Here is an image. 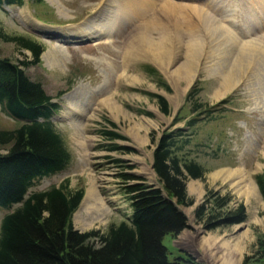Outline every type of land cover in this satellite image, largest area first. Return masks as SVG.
<instances>
[{"label": "rangeland", "instance_id": "374dc122", "mask_svg": "<svg viewBox=\"0 0 264 264\" xmlns=\"http://www.w3.org/2000/svg\"><path fill=\"white\" fill-rule=\"evenodd\" d=\"M175 1L23 0L21 6H0V57L18 64L31 60L27 49L5 39L9 36L41 46L39 63L19 65L57 103L49 120L70 154L63 170L35 179L28 192L66 179L69 190L83 189L74 212L80 211L76 225L73 215L70 218L74 229L103 232L129 215L123 174L156 185L151 169L155 141L164 130L182 128L188 143L180 154L197 161L205 171L203 179H196L202 191H196L198 185L192 191L189 185L195 181L186 180L192 204L177 205L186 225L175 235L166 233L161 238L166 258L188 255L197 264H242L247 258L245 264H254L252 260L264 257V200L253 179L256 174L264 176V70L255 69L258 64L252 59L250 66L241 65L246 72L242 69L243 74L236 75L239 79L232 88L215 92L223 87L230 65L236 73V54L259 39L264 42V0ZM171 3L197 6L212 20L205 15L199 18L187 6L173 13ZM89 20L93 22L87 24ZM93 24L105 34L89 37ZM228 34L237 43L231 44ZM206 52L193 78L188 83L179 81L177 69L189 63L188 58L196 55L195 63ZM188 91L193 94L185 100ZM150 93L165 98L168 114L159 110L156 96ZM193 101L200 107L192 113ZM70 107L82 110L81 115ZM206 108L211 112L203 117L201 110ZM190 118L197 121L186 129ZM17 124L0 108V130ZM105 131L123 139H110ZM113 144L123 148L112 150ZM4 151L0 148V153ZM249 178L255 186L251 190L243 187ZM90 185L98 204L95 213L83 207ZM244 189L247 194L242 193ZM206 190L228 198L221 212L243 203L245 220L205 229L195 218L194 208L202 203ZM210 207L207 202L205 208ZM9 210L0 207V218Z\"/></svg>", "mask_w": 264, "mask_h": 264}, {"label": "trees", "instance_id": "16d2710c", "mask_svg": "<svg viewBox=\"0 0 264 264\" xmlns=\"http://www.w3.org/2000/svg\"><path fill=\"white\" fill-rule=\"evenodd\" d=\"M2 4L21 6L23 0H0ZM5 39L31 53V60L19 64L39 63L41 46L18 36ZM19 64L0 57V108L18 123L11 129L0 130V148L5 150L0 153V207L9 210L17 204L0 218V264H197L188 255L168 260L161 243L164 234L175 235L186 225V218L177 207L192 204L186 194V180L203 179V167L180 154L188 143L186 131L164 130L155 141L151 169L156 185L138 176L123 174V191L128 196L130 209L127 219L109 224L103 232L78 231L70 218L82 198L81 187L69 190L64 179L58 185L28 192L35 179L63 170L70 154L49 120L58 108L57 103ZM151 69L158 75L153 68H149L150 72ZM192 94L188 91L185 100ZM150 95L156 96L159 110L168 114L165 98ZM199 107L193 101L190 111L196 112ZM201 112L206 117L211 111L206 108ZM200 114L198 111L197 115ZM196 121L197 118H190L186 129ZM103 133L110 139H123L112 131ZM122 148L110 146L112 150ZM253 179L264 200V176L256 174ZM227 201V197L206 190L202 203L194 208V216L202 221L205 229L244 221L245 209L241 202L232 210L221 212ZM207 202L211 203L208 209ZM252 261L264 264V257ZM246 262L247 258L242 264Z\"/></svg>", "mask_w": 264, "mask_h": 264}, {"label": "bare ground", "instance_id": "6f19581e", "mask_svg": "<svg viewBox=\"0 0 264 264\" xmlns=\"http://www.w3.org/2000/svg\"><path fill=\"white\" fill-rule=\"evenodd\" d=\"M146 1V0H145ZM148 1H150V0H148ZM175 1V0H174ZM175 2H177V1H175ZM216 2V1H215ZM167 5H168V3H167ZM188 5H190V4H187V5H184V6H182V5H178V4H174V3H171V5L169 4V6H170V8H171V10L173 11V13H174V11H175V13H177V11H179V9H181V8H183V7H185V6H187V7H189V8H191L192 10H193V8H194V11L197 13V15L199 16V18H204V15H205V18H207V16H208V18H210V16L209 15H207V14H204V13H202V11L201 10H199V9H197L198 7L196 6H188ZM211 6H215V5H211ZM102 7H103V4H102ZM101 7V8H102ZM100 13L102 12V11H99ZM98 12V13H99ZM97 14V13H96ZM95 14V15H96ZM94 15V16H95ZM130 15V14H129ZM140 19V18H139ZM193 19H195L194 17H193ZM211 19V18H210ZM22 20L23 21H25V22H28V19L27 18H25V17H22ZM92 20H95V18L94 19H92ZM92 20H89L88 21V23L87 24H89L90 22H93ZM151 20V19H150ZM197 20L199 21L200 19H198V17H197ZM212 20V19H211ZM200 21H202V20H200ZM95 22V21H94ZM213 22V21H212ZM215 22V21H214ZM96 23H98V22H96ZM147 23V22H146ZM153 24V23H152ZM93 30H91V33L89 32L87 35H89V37H94V36H96V35H98L99 33H104L103 32V30H99L98 29V27L95 25V24H93ZM149 26H150V23H149ZM152 26V25H151ZM149 28V27H148ZM217 28H219V27H217ZM83 29V28H82ZM225 31V30H224ZM85 32V31H84ZM85 33H87V32H85ZM96 34V35H95ZM105 34V33H104ZM91 35V36H90ZM228 36H229V39H230V42H231V44H234V43H237V40L235 41L234 39H233V37L231 38V35L230 34H228ZM99 37V36H98ZM157 37V36H156ZM161 38H163L162 37V35H161ZM161 38H160V40H161ZM262 38V37H261ZM146 39V38H145ZM231 39H232V41H231ZM142 40H144L143 38H142ZM151 40V39H150ZM159 40V41H160ZM229 42V40H228V43H230ZM258 43H250V46H248L247 45V47H246V51L245 50H243L242 49V51L238 54H236V60H237V62H236V67L237 68H235V70H236V73H233V71H234V68H233V66L232 65H230L229 66V68L226 70V73L225 72H223V73H225L224 75H225V78H224V80H223V82H222V85H223V87H221V88H219L218 89V91H214L216 94H221V90H224V92L225 91H227V90H229L230 88H232V86L236 83L235 81L237 80L238 81V79H237V77H239V76H236V75H238V74H243V72H244V70H245V72H246V69H243L244 68V66H245V64L248 66H250L251 65V63H252V59H254V61H256V63L258 64V67H255V69H257L258 71H259V68H261V69H263L264 70V42L262 41V39L260 40L259 39V41H257ZM131 45V44H130ZM172 45V44H171ZM204 45H206V44H204ZM230 45V44H229ZM130 49V48H129ZM151 51V50H150ZM188 51V50H187ZM209 51V50H208ZM201 53V52H200ZM231 52H229V54H230ZM236 53V52H235ZM224 54H226V53H224ZM228 55V54H227ZM41 56H42V54H41ZM125 55H123V57H124ZM195 56L196 55H194V56H192L191 57V59H190V61H189V58H188V62L189 63H187L186 65H183V67H180V68H178L177 69V71H176V77L179 79V81L181 80H186V83H188L190 80H191V78H193V74L194 73H196L195 72V70L197 69V63H198V65L200 64V61L201 60H204L205 58H207V52L205 53V54H201L200 55V57L197 59L198 61H196L195 63H194V60H196V58H195ZM229 56V55H228ZM235 58V57H234ZM231 62H233V60H230V63ZM203 63V62H202ZM254 63V62H253ZM233 64V63H232ZM260 64H262V65H260ZM235 65H234V67H235ZM241 65H243V68L241 67ZM254 66V65H253ZM201 67V66H200ZM230 67H232V68H230ZM203 68V67H202ZM247 68V67H246ZM242 69H243V72H242ZM247 71H248V69H247ZM215 73V72H214ZM254 73H256V72H254ZM241 74V75H242ZM220 85V84H219ZM235 87V86H234ZM77 106V105H76ZM73 109H75L74 111H73ZM77 109V107L76 108H74V107H70V110L71 111H73L74 113H76L78 110H76ZM81 112H82V110H80L79 109V112H77L76 114H78V115H81ZM235 173V172H234ZM233 173V174H234ZM235 174H238V173H235ZM247 182H249V183H247ZM247 182H245V184H243V187H245L246 189H249V190H251V188L253 189L255 186H254V183H252V180L249 178L248 180H247ZM244 183V182H243ZM194 185H196V183L195 182H193V183H190V185H189V187H191L192 188V191H195V189L193 188V186ZM248 185L250 186L249 188H247L248 187ZM246 189H244V191H242V193H244V194H247L246 192ZM94 189H93V185H90V186H88V188H87V193H86V196H85V204L83 205V207H85L86 208V210H89V211H91V213H93L94 211H96V206L98 205L97 203H96V200H95V196H94V191H93ZM250 193H253L252 191L250 192ZM249 195V194H248ZM83 199V198H82ZM89 201H93V202H89ZM99 202V201H98ZM80 210H81V208H80ZM75 212V211H74ZM73 212V220H74V223H75V225H76V220H77V217H78V213L80 212V211H77L76 213H74ZM95 213V212H94ZM231 255V254H230ZM225 258H227V260H231V259H229V257H227V255H225ZM232 260H236V259H232ZM230 261H228V263H229ZM227 263V262H226ZM234 264V263H233Z\"/></svg>", "mask_w": 264, "mask_h": 264}, {"label": "crops", "instance_id": "0c3cea01", "mask_svg": "<svg viewBox=\"0 0 264 264\" xmlns=\"http://www.w3.org/2000/svg\"><path fill=\"white\" fill-rule=\"evenodd\" d=\"M191 179H192V178H191ZM196 179H199V178L192 179L191 181H195V182H196V185H198V186L196 187V188H198L196 191H199V190L202 191V189H201V187H202V183H200L199 181H196ZM189 182H190V181H189ZM189 182H186L185 185L188 186L187 183H189ZM185 187H186V186H185Z\"/></svg>", "mask_w": 264, "mask_h": 264}]
</instances>
